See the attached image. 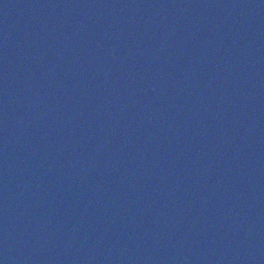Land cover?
Masks as SVG:
<instances>
[{"label":"water","instance_id":"obj_1","mask_svg":"<svg viewBox=\"0 0 264 264\" xmlns=\"http://www.w3.org/2000/svg\"><path fill=\"white\" fill-rule=\"evenodd\" d=\"M0 264H264V0H0Z\"/></svg>","mask_w":264,"mask_h":264}]
</instances>
